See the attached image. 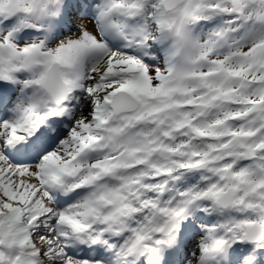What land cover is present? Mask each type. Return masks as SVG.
I'll return each instance as SVG.
<instances>
[{"label": "snow or ice", "instance_id": "obj_1", "mask_svg": "<svg viewBox=\"0 0 264 264\" xmlns=\"http://www.w3.org/2000/svg\"><path fill=\"white\" fill-rule=\"evenodd\" d=\"M0 264H264V0H0Z\"/></svg>", "mask_w": 264, "mask_h": 264}]
</instances>
